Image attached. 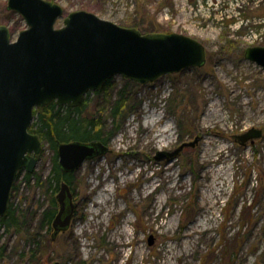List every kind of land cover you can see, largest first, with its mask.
<instances>
[{"label":"rangeland","instance_id":"obj_1","mask_svg":"<svg viewBox=\"0 0 264 264\" xmlns=\"http://www.w3.org/2000/svg\"><path fill=\"white\" fill-rule=\"evenodd\" d=\"M48 1L64 9L57 28L69 13L83 10L142 33L194 38L206 46L207 62L147 84L117 75L87 94L84 114L102 121L108 152L71 173L75 216L56 238L53 229L47 232L55 244L46 264H264V69L244 57L248 47L264 46V0ZM7 3L0 0V25L15 40L27 24ZM120 98L125 107L115 119ZM149 125L150 136L142 129ZM254 128L262 131L260 139L245 146L236 140ZM217 145L230 158L215 167L226 166L215 179L202 163ZM54 154L43 143L33 174L46 179ZM174 164L166 173H175L167 185L172 189L160 186L150 194ZM26 174L16 181L11 204L36 230L46 195L35 175L28 182ZM154 197L160 203L150 210ZM129 226L132 244H115ZM2 248L0 264H30L21 258L30 241L3 224Z\"/></svg>","mask_w":264,"mask_h":264},{"label":"water","instance_id":"obj_2","mask_svg":"<svg viewBox=\"0 0 264 264\" xmlns=\"http://www.w3.org/2000/svg\"><path fill=\"white\" fill-rule=\"evenodd\" d=\"M7 9L21 15L27 28L14 40L9 27L0 25V219L8 213L19 174L33 173L41 157L43 142L30 131L35 109L52 102L77 108L89 92L117 75L147 84L207 62L206 46L183 34L142 33L83 10L69 13L57 28L64 9L48 0H8ZM244 57L264 69V46L248 47ZM261 137L254 128L235 138L245 146ZM57 146L63 173L108 152L97 141ZM57 202L53 238L69 229L75 216L73 192L65 181Z\"/></svg>","mask_w":264,"mask_h":264},{"label":"trees","instance_id":"obj_3","mask_svg":"<svg viewBox=\"0 0 264 264\" xmlns=\"http://www.w3.org/2000/svg\"><path fill=\"white\" fill-rule=\"evenodd\" d=\"M151 31L147 30V32ZM109 85L110 80L105 84L104 88ZM125 102L126 100L124 98H120L114 103L112 116L115 119L122 117ZM85 104L86 100H83L79 107L70 108L67 106H58L56 102H52L41 109L34 110V120L30 131L39 135L43 143H48L55 154L53 156L51 173L46 179H42L41 176L33 173H27L26 180L30 182L32 176L35 175V185L41 187L46 195V207L40 213L39 226L36 230L30 228L26 213L19 212L16 208H13L11 202L7 215L0 219V225L3 224L7 231H17L30 241V249L27 251L24 250L21 254V258L30 264L47 263L48 259L46 256L48 249L55 244L52 239L53 236H51L52 238L49 237L47 232L52 230L53 220L58 213L59 205L57 202V194L63 181L68 184L71 183V173H63L59 165V157L57 154L58 142L97 141L107 145L105 143L107 139L104 136L105 131L102 121L99 119L94 120L89 115L87 117L84 114ZM15 188L16 186L14 185L13 190ZM3 251L4 248L0 249V256H2Z\"/></svg>","mask_w":264,"mask_h":264},{"label":"bare ground","instance_id":"obj_4","mask_svg":"<svg viewBox=\"0 0 264 264\" xmlns=\"http://www.w3.org/2000/svg\"><path fill=\"white\" fill-rule=\"evenodd\" d=\"M150 125L148 126V127H145V126H142V129L145 131V133H147L148 135H149V133H150ZM165 131L164 130H161V134H163ZM150 136V135H149ZM149 139V138H148ZM150 140V139H149ZM154 142H155V140L154 139H152ZM150 141L149 143H154L153 141ZM218 146V145H217ZM215 147V146H214ZM219 156V157H218ZM229 158H230V155H229V153L227 154V151H225V149H223V148H220L219 149V146L218 147H216V148H213V150L211 151V153L207 156V158L203 161V166L205 165L206 167H210L211 166V172H215V174H216V176H215V179H217V178H220L221 177V171H222V169L223 168H225L226 166L225 165H223V166H221L220 168H218V169H216L215 167H217V166H219V164L220 163H223V164H227L228 162H229ZM175 166V164L174 165H171V166H169V168H167V169H164V175H165V177H164V181L162 182V184L161 185H159V186H157V187H155V189L150 193V194H153V193H155V191L157 190V189H159L160 188V186H162V188L164 187V189H166V191L167 190H169V189H172V187L171 186H167L168 185V183H170V182H172L173 181V178L175 177V173H170V174H166L167 172H169V171H171V170H174L173 169V167ZM204 168V167H203ZM214 169H215V171H214ZM145 170V169H144ZM148 174V173H147ZM20 175V174H19ZM149 176V178H150V180L153 178L150 174L148 175ZM148 176H146V173L143 175V177H148ZM104 178V177H103ZM154 179V178H153ZM153 179H152V181H153ZM107 181V180H106ZM151 181V182H152ZM154 183V182H153ZM165 183V184H164ZM103 184H105L106 185V183H103ZM105 185H103L102 187H105ZM98 187V186H97ZM99 188H101L100 186H99ZM153 188V187H152ZM142 189L143 190H145L146 188H145V186H142ZM104 191H106V192H108L109 193V191H110V189H108L107 187L106 188H104ZM223 191V190H222ZM107 194V193H106ZM141 194V193H140ZM103 199L105 200V201H109V199L107 198V196H104L103 195ZM116 203V202H115ZM160 202L158 201V198L157 197H154V199L152 200V203H151V206H150V210H152L153 208L155 209V208H157L156 206L159 204ZM98 205H102V202H97V204H96V206H98ZM163 208V207H162ZM148 209V210H149ZM157 210V209H156ZM154 216V215H153ZM151 217V216H150ZM2 219V218H1ZM124 222L128 225V224H131V219L127 216L126 218H125V220H124ZM121 223V222H120ZM191 230V229H190ZM131 231H133L132 230V228H131V226H129V228L127 227V229H125V231H124V237L123 238H121L119 241H117V238H115V244L117 243L118 245H124V244H132V242L131 241H128L129 239H131L132 237L131 236H133V234L134 233H132ZM194 233V231H190V235L191 234H193ZM184 236V235H183ZM129 238V239H128ZM134 241V240H133Z\"/></svg>","mask_w":264,"mask_h":264},{"label":"flooded vegetation","instance_id":"obj_5","mask_svg":"<svg viewBox=\"0 0 264 264\" xmlns=\"http://www.w3.org/2000/svg\"><path fill=\"white\" fill-rule=\"evenodd\" d=\"M75 212H76V211H75ZM52 229H53V227H52ZM54 231H55V230L53 229V233H54ZM60 233H61V232H60ZM58 235H59V234H58Z\"/></svg>","mask_w":264,"mask_h":264}]
</instances>
